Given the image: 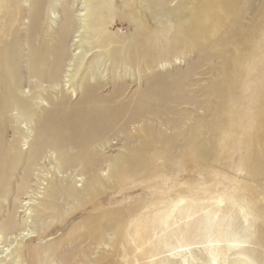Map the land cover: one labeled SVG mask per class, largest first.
<instances>
[{"label":"rangeland","instance_id":"rangeland-1","mask_svg":"<svg viewBox=\"0 0 264 264\" xmlns=\"http://www.w3.org/2000/svg\"><path fill=\"white\" fill-rule=\"evenodd\" d=\"M256 222L264 0H0V264H225Z\"/></svg>","mask_w":264,"mask_h":264},{"label":"bare ground","instance_id":"bare-ground-1","mask_svg":"<svg viewBox=\"0 0 264 264\" xmlns=\"http://www.w3.org/2000/svg\"><path fill=\"white\" fill-rule=\"evenodd\" d=\"M37 15H39L40 13V7L37 6ZM36 15V16H37ZM38 17V16H37ZM70 34L69 32V29L68 28H63V30L60 32V43H61V46L64 45L65 43V40H66V37ZM77 36V35H76ZM79 39V38H78ZM66 44V43H65ZM96 50H100V49H96ZM59 63V62H58ZM56 67V66H54ZM60 73V72H59ZM63 125V124H62ZM48 126V125H47ZM45 127V128H42L41 130V133L43 134L45 132V134H50L51 131H55L54 134H57L60 132V128L56 126V128L53 126L50 128L51 130H49V126L48 127ZM55 126V125H54ZM53 128V130H52ZM40 130V129H39ZM61 135V134H60ZM56 138V137H55ZM59 138V137H58ZM39 139V138H38ZM61 139V137H60ZM60 139H54L55 140V144H57L56 142L60 141ZM53 140V139H52ZM37 141V140H36ZM43 141L41 140H38L37 144H36V148L39 149L42 147L43 145ZM59 144V143H58ZM62 148V147H61ZM33 157V156H32ZM36 157V156H35ZM64 162V161H63ZM103 217V215H102ZM256 225H257V228H258V234L255 236V237H252V239L254 240V242L261 248H264V222H256ZM21 234V233H20ZM258 247V248H259ZM254 250V249H253ZM251 251V250H250ZM250 251H248V256H245V258H234L228 262H226L225 264H236L237 261H243L245 262V264H252L253 262H260V264H264V249L263 251H260L261 253V257L260 258H256L255 256H253L251 253H249ZM207 262V261H206ZM242 262V263H243ZM4 264V263H3ZM201 264H206V263H201Z\"/></svg>","mask_w":264,"mask_h":264}]
</instances>
